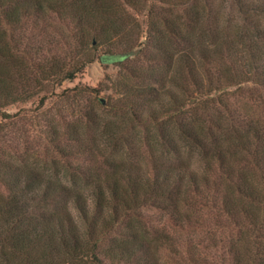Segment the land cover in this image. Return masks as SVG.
Returning <instances> with one entry per match:
<instances>
[{
    "label": "trees",
    "instance_id": "1",
    "mask_svg": "<svg viewBox=\"0 0 264 264\" xmlns=\"http://www.w3.org/2000/svg\"><path fill=\"white\" fill-rule=\"evenodd\" d=\"M229 2L0 0V264H264V0ZM95 58L121 101L51 112Z\"/></svg>",
    "mask_w": 264,
    "mask_h": 264
},
{
    "label": "rangeland",
    "instance_id": "2",
    "mask_svg": "<svg viewBox=\"0 0 264 264\" xmlns=\"http://www.w3.org/2000/svg\"><path fill=\"white\" fill-rule=\"evenodd\" d=\"M216 3L219 5H223L225 12H234L235 8L232 4H230L229 0H216ZM142 17V15H141ZM55 19H50V26H48V29L55 34L56 30H58L59 26H56L57 24ZM58 45H61L62 43L60 41L56 42ZM55 43V44H56ZM65 49V48H64ZM105 50V46H99L98 54L103 53ZM118 71L119 66L115 63L109 61L106 63H102L98 60V58H95L93 61L89 62L84 69L76 75L72 80H65L63 83L56 88L55 93L50 97V101L47 103V107L50 109L51 112H54L55 109L61 108V110L67 112L73 103H69L66 100H62V96H58L62 94L67 88H71L74 86H81L84 88L85 86H98V88H102L103 84L107 83L106 88L95 91L92 93V100L95 102L98 106L99 100L101 99L102 105L108 101L111 100V102L119 103L121 101V94L114 88L113 84L110 86L108 78L110 77L112 80L116 79L118 77ZM101 84V85H100ZM231 89L234 90V93L237 95L239 92H243L244 94H248L251 91L256 92L257 87L254 86L251 82H245L242 83L240 86L237 87V85L231 86ZM91 99V98H90ZM82 102L86 103L85 99L82 98ZM38 104V100L36 97H34L32 100L26 101V102H17L12 105H8L6 107V111L10 113L17 112L19 114H25V118L20 121V124H24L25 126H31L30 124V114L34 112ZM71 104V105H70ZM68 105V107H67ZM28 116V117H27ZM26 127V128H27ZM15 132V130H14ZM11 133V136H6V138L10 139L12 136H16L17 139H20L22 135H20L19 131H16L15 133ZM23 137H26L31 140V144H36L33 142V139H35L37 136H34V132L30 130L25 132L23 134ZM35 146V145H34Z\"/></svg>",
    "mask_w": 264,
    "mask_h": 264
}]
</instances>
